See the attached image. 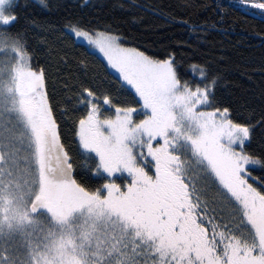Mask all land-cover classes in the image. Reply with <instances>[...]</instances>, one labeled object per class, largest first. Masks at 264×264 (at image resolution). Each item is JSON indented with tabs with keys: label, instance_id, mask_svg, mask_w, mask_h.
<instances>
[{
	"label": "snow or ice",
	"instance_id": "1",
	"mask_svg": "<svg viewBox=\"0 0 264 264\" xmlns=\"http://www.w3.org/2000/svg\"><path fill=\"white\" fill-rule=\"evenodd\" d=\"M37 2L65 15L0 0V264H264V89L237 106L227 58L198 57L224 9ZM141 9L196 43L116 15Z\"/></svg>",
	"mask_w": 264,
	"mask_h": 264
},
{
	"label": "trees",
	"instance_id": "2",
	"mask_svg": "<svg viewBox=\"0 0 264 264\" xmlns=\"http://www.w3.org/2000/svg\"><path fill=\"white\" fill-rule=\"evenodd\" d=\"M67 5V10L78 11L75 7L84 0H48L50 5L56 3ZM91 3H99L101 0H89ZM104 3L112 4L121 0H103ZM128 3L129 0H122ZM186 0H136L138 4L150 5H173V10L178 17H187L188 11L176 7ZM201 5H209L207 9L199 11V19L209 18L215 20L216 14L211 8L220 5L226 15L224 28L227 31L211 30L207 41L200 45L199 58L212 59L221 55L227 59L220 62L223 67L226 86L222 87L221 93L229 100H234L237 106L244 104L247 107H255L260 103L259 93L264 89V75L258 70L264 61V18H258L246 13L241 6L232 0H195ZM21 5L28 6L20 9L22 15L35 17L41 23L59 21L65 15V11L57 12L43 9L37 0H19ZM88 11V9H83ZM136 15L143 17L139 24H131L134 32L143 33L149 41L168 43L184 42L196 43V35L189 33L184 25L175 24L169 27L164 21L150 10H134L133 12L120 13L125 17ZM196 18V17H194ZM83 51V49H80ZM178 51H187L186 48H178Z\"/></svg>",
	"mask_w": 264,
	"mask_h": 264
},
{
	"label": "rangeland",
	"instance_id": "3",
	"mask_svg": "<svg viewBox=\"0 0 264 264\" xmlns=\"http://www.w3.org/2000/svg\"><path fill=\"white\" fill-rule=\"evenodd\" d=\"M232 1H235L236 3H238V5L241 6L243 9H247V10L254 11V12H259V10H253V9H251L250 5L243 4L241 2V0H232Z\"/></svg>",
	"mask_w": 264,
	"mask_h": 264
},
{
	"label": "water",
	"instance_id": "4",
	"mask_svg": "<svg viewBox=\"0 0 264 264\" xmlns=\"http://www.w3.org/2000/svg\"><path fill=\"white\" fill-rule=\"evenodd\" d=\"M246 13L250 14L251 16H254V17H258V18H262L259 14V12H254V11H250V10H247V9H243Z\"/></svg>",
	"mask_w": 264,
	"mask_h": 264
}]
</instances>
